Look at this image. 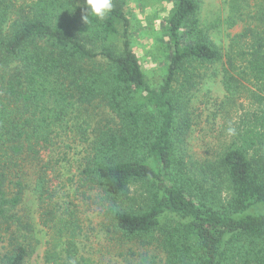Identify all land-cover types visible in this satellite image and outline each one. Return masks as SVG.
I'll use <instances>...</instances> for the list:
<instances>
[{"label": "trees", "instance_id": "1", "mask_svg": "<svg viewBox=\"0 0 264 264\" xmlns=\"http://www.w3.org/2000/svg\"><path fill=\"white\" fill-rule=\"evenodd\" d=\"M168 1L167 71L154 88L131 49L123 0H112L103 20L89 15L85 21L83 7L73 23L62 0H0V231L9 233L11 247L4 264H24L34 250L31 215L21 214L26 189L48 206L41 223L75 264L78 218L56 211L60 202L52 200L51 170L40 164V148L79 117L94 122L79 180L99 191L101 206L107 202L101 216L107 224L100 220L109 240L116 235L141 246L138 255L129 251L136 264H157V256L162 264H264V133L257 144L225 147L202 164L175 153L185 151L191 132L190 104L200 84L194 78L206 76L199 65L225 59L227 104L245 87L231 75L236 69L263 91L264 0H256L252 16L245 12L248 0L228 1L225 25L244 26L225 54L201 25L200 0ZM254 95L261 112L252 121L264 125V97ZM52 249L47 261L55 257Z\"/></svg>", "mask_w": 264, "mask_h": 264}, {"label": "rangeland", "instance_id": "2", "mask_svg": "<svg viewBox=\"0 0 264 264\" xmlns=\"http://www.w3.org/2000/svg\"><path fill=\"white\" fill-rule=\"evenodd\" d=\"M68 4L67 17L76 22L84 6V0H62ZM126 16L130 26L128 28V37L130 46L136 54L141 70L143 71L146 82L149 86L157 88L162 84L167 71L166 41L163 31V22L171 7L168 0H123ZM229 0H200V22L204 28L208 29L210 39L225 54L228 51L230 38L241 33L244 24L238 22L235 26L227 28L224 23L229 12ZM243 1V0H240ZM256 0L245 1V12L255 14L257 7ZM244 6V5H242ZM252 26V25H251ZM118 32L122 33L118 27ZM120 37H115V43L120 46ZM243 65V64H242ZM188 71H192L193 64L187 65ZM204 78L194 80L200 82L190 104L191 113V132L184 146L185 151L180 152L176 149L175 153L182 155L186 162L202 164L201 161L213 159L224 150L225 147H249L252 143L259 142L264 133V125L254 124L252 113L260 114L259 102L254 94L264 97L263 91L254 86L256 81L250 79L249 75H242L249 79L243 81L238 76L237 69L231 73L236 82L245 87L240 89L233 97V102L226 103L221 79L222 68L226 67L225 59L223 63L217 65H199ZM197 70V69H196ZM223 73V72H222ZM178 89V88H176ZM108 112H105V116ZM93 118V121L103 120V112ZM260 118V117H259ZM85 118H71L63 124L62 129L52 133L50 144L40 148V164L50 166L51 171H47V185L52 194V200L60 202L56 211L63 212L68 209L74 212L78 218V233L74 236L76 242V253L73 255L75 264H136L137 261L129 254L134 251L136 255L142 251L138 242L126 243L118 241L116 235H112L109 240L108 234L102 229L107 221L102 216V211L107 207V202L103 201V206L99 200V191H91L82 180H79V173L82 169L83 158L89 151V144L92 140L91 127L84 123ZM235 129L234 134H229L228 129ZM258 140V141H257ZM255 146L250 150L253 153ZM185 154L186 156H183ZM30 174V169H25ZM32 171V170H31ZM30 190V189H29ZM137 188L136 194L139 193ZM26 192L29 191L26 189ZM25 196L21 214L31 215V221L34 227L35 239H33V252L27 257L24 264H69L65 258L66 253L61 254L63 244H60L53 232L42 224L44 203L37 201L32 195ZM31 194V193H30ZM251 213L261 212V209H251ZM48 223L47 225H50ZM3 228V227H1ZM55 240V244L53 240ZM22 240V239H21ZM63 238L61 239V243ZM9 233L0 231V264L6 262L9 246ZM54 244V246H53ZM55 254L48 261L46 260V251L51 248ZM67 247V246H66ZM130 249V250H129ZM151 254L158 255L157 252L148 250ZM57 258V259H56ZM61 258V259H60ZM71 259V260H72ZM157 264H162V258L156 257Z\"/></svg>", "mask_w": 264, "mask_h": 264}, {"label": "clouds", "instance_id": "3", "mask_svg": "<svg viewBox=\"0 0 264 264\" xmlns=\"http://www.w3.org/2000/svg\"><path fill=\"white\" fill-rule=\"evenodd\" d=\"M84 10L86 11V15L84 16V20L86 21L88 16H93L97 19L103 20L105 16L112 11L113 2L112 0H84ZM228 133L234 134L235 129L229 128Z\"/></svg>", "mask_w": 264, "mask_h": 264}]
</instances>
